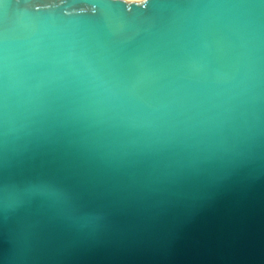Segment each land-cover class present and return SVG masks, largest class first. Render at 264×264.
Masks as SVG:
<instances>
[{
    "label": "water",
    "instance_id": "obj_1",
    "mask_svg": "<svg viewBox=\"0 0 264 264\" xmlns=\"http://www.w3.org/2000/svg\"><path fill=\"white\" fill-rule=\"evenodd\" d=\"M0 264H264V0H0Z\"/></svg>",
    "mask_w": 264,
    "mask_h": 264
},
{
    "label": "snow or ice",
    "instance_id": "obj_2",
    "mask_svg": "<svg viewBox=\"0 0 264 264\" xmlns=\"http://www.w3.org/2000/svg\"><path fill=\"white\" fill-rule=\"evenodd\" d=\"M149 2V0H144V3L147 4Z\"/></svg>",
    "mask_w": 264,
    "mask_h": 264
},
{
    "label": "clouds",
    "instance_id": "obj_3",
    "mask_svg": "<svg viewBox=\"0 0 264 264\" xmlns=\"http://www.w3.org/2000/svg\"><path fill=\"white\" fill-rule=\"evenodd\" d=\"M138 2H141L142 3V2H144V0H138Z\"/></svg>",
    "mask_w": 264,
    "mask_h": 264
}]
</instances>
